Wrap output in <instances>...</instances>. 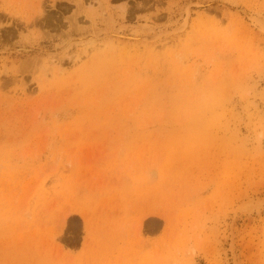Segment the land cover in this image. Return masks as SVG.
<instances>
[{
    "label": "rangeland",
    "instance_id": "obj_1",
    "mask_svg": "<svg viewBox=\"0 0 264 264\" xmlns=\"http://www.w3.org/2000/svg\"><path fill=\"white\" fill-rule=\"evenodd\" d=\"M0 264H264V0H0Z\"/></svg>",
    "mask_w": 264,
    "mask_h": 264
},
{
    "label": "bare ground",
    "instance_id": "obj_2",
    "mask_svg": "<svg viewBox=\"0 0 264 264\" xmlns=\"http://www.w3.org/2000/svg\"><path fill=\"white\" fill-rule=\"evenodd\" d=\"M184 20H185V19H184ZM182 27H183V26H182ZM176 31H177V30H176ZM94 36H96V35H94ZM88 37H90V36H88ZM84 39H85V38H84ZM92 41H94V39H92L91 42H92ZM57 62H60V60L57 61ZM56 65H57V64H56ZM56 67H57V66H56ZM58 68H59V67H58ZM53 69H54V68H53ZM55 69H56V68H55ZM55 69H54V70H55Z\"/></svg>",
    "mask_w": 264,
    "mask_h": 264
}]
</instances>
